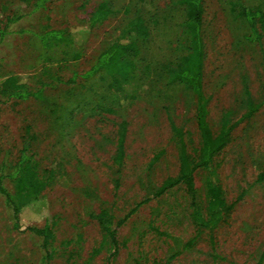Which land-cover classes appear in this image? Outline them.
I'll return each instance as SVG.
<instances>
[{
	"label": "rangeland",
	"instance_id": "1",
	"mask_svg": "<svg viewBox=\"0 0 264 264\" xmlns=\"http://www.w3.org/2000/svg\"><path fill=\"white\" fill-rule=\"evenodd\" d=\"M19 2L0 0L2 27ZM101 2L113 13L90 27ZM240 4L264 10V0H204V92L215 135L225 120L244 116L248 98H264V38L253 34L249 42ZM20 7L23 18L0 35V167L12 170L24 140L35 135L40 176L51 171L54 178L39 199L19 196L9 179L4 185L28 206L23 224L52 228L57 252L42 262V239L13 228L0 196V264H257L264 252V105L235 127L211 170L194 172L205 214L210 181L231 207L215 229L194 223L185 183L155 195L179 176L182 143L193 160L201 147L196 96L172 71L188 53L186 7L179 0H27ZM136 16L150 35L140 42L130 80L118 87L105 71L83 77ZM256 20H264L262 11ZM52 29L71 35L44 46L38 36ZM9 77L42 89L46 101L8 99L2 84ZM122 122L125 156L118 162ZM146 199L117 227L119 253L109 259L112 246L95 216L108 210L118 222Z\"/></svg>",
	"mask_w": 264,
	"mask_h": 264
},
{
	"label": "trees",
	"instance_id": "2",
	"mask_svg": "<svg viewBox=\"0 0 264 264\" xmlns=\"http://www.w3.org/2000/svg\"><path fill=\"white\" fill-rule=\"evenodd\" d=\"M27 0H20L17 12L7 17L5 27H2L0 20V35L1 40L9 32L10 24L19 22L24 14L21 12V5ZM179 4L187 9L188 21L186 23V31L188 34V53L184 55L178 62L177 66L172 68L174 77L177 81L184 84L196 96V113L198 128L201 135V147L198 150V158L193 160L187 152L185 143L181 145L180 153V174L176 178L167 179L161 187L155 192V195L160 197L168 190L185 183L189 189L192 200V219L200 229H215L230 213L231 207L226 203L223 197L222 188L219 183L212 181L208 184L209 202L207 213L205 214L201 206L197 202L196 187L194 172L197 168L205 170L212 169L214 157L231 141L232 133L236 126L242 121L252 118L257 111L264 105V98L259 104L249 100L247 102L248 111L244 116L234 124L225 120L221 132L215 135L208 121V104L209 99L204 92V64H205V42H204V0H179ZM38 8V6H36ZM237 11H242L237 14L238 18L243 19L250 28V33L246 35L249 39L253 34L261 38L264 32V20L257 21L256 16L258 11L264 10L260 7L250 8L243 4L237 5ZM113 13V7L108 2L99 3L96 10L89 18L90 27L95 26L99 21L105 19ZM241 16V17H240ZM71 34L65 33L64 30H47L44 34L38 37L41 43L45 46L52 39L57 41H65ZM150 35V29L147 26L145 19L142 16H136L127 25L123 34L118 37L112 44L104 49L97 58L96 63L86 72L83 77L92 78L98 73L105 71L112 76L116 86L121 87L125 82H128L132 76L134 69V59L140 55V42L145 41ZM72 41L73 38H71ZM251 40V39H250ZM250 43H254L252 40ZM77 76L73 75L69 79L70 82L75 81ZM105 79V77H103ZM3 94L8 99L17 101H26L30 98L46 101L43 96V90H31L24 81L9 77L2 84ZM127 123L122 122L119 126V142L118 155L116 161L122 162L125 156V135ZM35 135L26 137L19 156L12 168L8 171L6 164L0 167V196L5 199L6 205L12 210L13 228L18 232H31L42 239L41 248L43 250L42 262L46 263L52 260L57 252L56 236L49 225L43 227L25 225L22 222V213L28 207L20 204L16 197L4 185L5 180L9 179L14 183L15 189L19 196L29 194L32 198L39 199L43 192L47 189L50 180L54 178L52 172L44 179L39 173V166L35 161L33 144ZM146 199L140 202L127 216L115 222V218L108 212L102 210L96 217L100 226L105 233L104 241L111 243L112 252L109 259L114 258L119 253V241L117 237V227L123 226L127 220L138 210L144 203L149 202ZM193 238L188 243H192ZM264 252L257 264H263Z\"/></svg>",
	"mask_w": 264,
	"mask_h": 264
}]
</instances>
